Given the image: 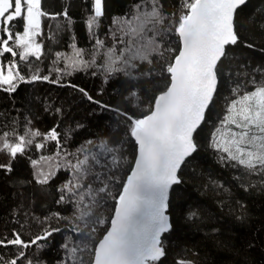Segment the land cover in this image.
<instances>
[{
	"label": "snow or ice",
	"instance_id": "obj_1",
	"mask_svg": "<svg viewBox=\"0 0 264 264\" xmlns=\"http://www.w3.org/2000/svg\"><path fill=\"white\" fill-rule=\"evenodd\" d=\"M246 4L247 0H185V11L169 27L165 25L161 0H134L130 13L113 18L108 31L119 45V53L115 46L107 49V60L101 65L107 74L123 71L135 79L131 70L137 67L136 61L151 63L153 54L162 53L163 34L174 33L179 46L170 50L175 55L165 69L169 85L155 98L152 110L141 118L124 114L130 121L129 134L137 146V155L116 197L110 230L94 248L89 247V242L96 232L95 226L103 222L95 210L111 194L104 169L109 167L114 146L107 140L99 143L89 140L76 152H67L61 144L58 126L42 133L31 127V120L25 121L22 133L15 126L0 133V170L11 173L18 158H27L33 180L42 186L50 184L61 170L69 172V177L56 188L55 203L68 205L73 209L74 219L83 225L72 224V218L56 212L53 216L68 220V227H49L29 241L15 230L11 238L0 236V248L19 249L8 260L0 258V264H19L22 260L33 264L25 250L42 247L39 242L62 232L71 234L61 244L66 258L59 264H83L77 253L85 251L94 255L91 264H157L165 257L162 238L173 231L170 195L173 186L183 182L179 175L182 165L199 150L195 134L205 122V113L217 94L227 49L240 43L237 13ZM61 15L68 19L66 10L55 14L45 11L42 0H0V58L6 54L12 58L0 63V91L15 93L21 83L41 80L59 83V76L50 79L49 75H41L38 68L26 78L16 58L25 63L30 57L39 61L44 55V44L37 39L44 35L42 18L55 19ZM103 15L104 0H93L92 12L86 21L93 35ZM257 26L264 30V25ZM71 47L70 55L55 53L53 64L64 60L63 68L54 69L60 75L94 64L96 54L105 45L103 40L95 39L92 61L84 60L82 50L74 43ZM117 64L121 67H116ZM260 71L264 75V69ZM248 83L251 89L242 94L241 83L232 87L235 98L228 102L224 115L214 126L209 147L220 154L222 161L234 162L232 166L242 167L247 175L259 174L264 178V82L252 76ZM88 99L99 107H108L91 96ZM49 142H55L53 154L36 158L30 155L32 150L40 153ZM240 187L248 191L251 185L241 183ZM199 216L198 210H188L189 220ZM175 264H191V261L178 259Z\"/></svg>",
	"mask_w": 264,
	"mask_h": 264
},
{
	"label": "trees",
	"instance_id": "obj_2",
	"mask_svg": "<svg viewBox=\"0 0 264 264\" xmlns=\"http://www.w3.org/2000/svg\"><path fill=\"white\" fill-rule=\"evenodd\" d=\"M133 4L134 0H104V15L99 26L93 29V35L86 25L93 0H42L45 11L55 14L66 10L68 19L62 15L55 19L42 18L44 35L38 41L44 44V55L39 61L30 57L28 63L16 59L26 78L38 68L41 75H49L50 79L59 76V83L41 80L21 83L15 93L0 91V133L13 126L22 133L25 121L31 120V127L42 133L58 126L61 144L67 152H76L89 140L94 143L107 140L114 146L109 167L104 169L111 194L105 196L95 210L103 222L95 226L90 248L95 247L106 231L116 197L134 163L136 144L130 137V121L124 114L141 118L150 112L156 95L169 84L165 69L175 55L170 50L179 46L174 33L163 34L162 53L153 54L151 63L136 61L137 67L131 70L135 79L127 77L123 71L105 73L101 65L107 60V49L115 46L119 53V45L115 44L109 27L113 18L130 13ZM184 4L185 0H161L166 26L170 27L175 17L185 11ZM236 24L240 43L227 49L217 94L205 113V122L195 134L199 150L182 165L179 171L182 184L173 186L170 195L173 231L162 238L166 255L157 264H175L178 259L191 261V264H264V178L259 174L247 175L242 167H233L234 162L222 161L220 154L209 147L214 126L224 115L228 102L235 98L232 87L241 83L242 94L251 89L250 77L264 82L260 71L264 69V30L257 26L264 25V0H247L238 10ZM96 38L103 40L105 47L96 54L94 64L71 74L60 75L54 70L64 67V60L53 64L55 53L72 54L73 43L82 50L84 60L92 61ZM247 44L253 47H246ZM0 59L6 63L12 58L6 54ZM49 69L53 70L49 72ZM88 96L108 107H99L90 102ZM54 151L55 142H49L40 153L32 150L30 155L36 158ZM44 167L47 170V165ZM32 171L28 159L23 157L14 162L11 173L0 170V236L11 238L15 230L29 241L49 227H68V220L53 216L56 212L72 218V224L83 226L74 219L73 209L55 203L56 188L69 177V172L61 170L50 184L42 186L35 183ZM241 183L251 187L244 191ZM189 209L198 210L200 216L189 220ZM70 234L58 233L46 242H39L42 247L25 250L28 259H32L33 264H37V260L39 264H59L66 258L61 244ZM18 251L15 247L0 248V258L8 260ZM77 255L82 257L83 264H90L93 258L91 251ZM19 264H27V261Z\"/></svg>",
	"mask_w": 264,
	"mask_h": 264
},
{
	"label": "water",
	"instance_id": "obj_3",
	"mask_svg": "<svg viewBox=\"0 0 264 264\" xmlns=\"http://www.w3.org/2000/svg\"><path fill=\"white\" fill-rule=\"evenodd\" d=\"M169 85V84H168ZM168 87V86H167ZM167 87L163 90V91H165L166 89H167ZM163 91H161V92H159L157 95H156V97L158 96V95H160ZM155 97V98H156ZM154 102H155V99H154V101H153V104H152V108L154 107ZM152 110V109H151ZM150 110V111H151ZM147 115V114H146ZM136 155H137V146H136V154H135V157H136ZM134 161H135V158H134ZM134 166V163H133V165H132V167ZM129 174H130V172H129ZM128 174V175H129ZM126 179H127V177H126ZM126 182V181H125ZM113 215H114V212H113ZM113 215H112V217H113ZM111 217V218H112ZM111 221V220H110ZM108 230H110V222H109V225H108V227H107V229H106V231L104 232V234L101 236V238L99 239V240H101L102 238H103V236L106 234V232L108 231ZM99 240H98V242H99ZM97 242V243H98ZM94 259V255H93V258H92V260ZM92 262V261H91ZM91 264V263H90Z\"/></svg>",
	"mask_w": 264,
	"mask_h": 264
},
{
	"label": "rangeland",
	"instance_id": "obj_4",
	"mask_svg": "<svg viewBox=\"0 0 264 264\" xmlns=\"http://www.w3.org/2000/svg\"><path fill=\"white\" fill-rule=\"evenodd\" d=\"M37 39H38V38H37ZM38 42H39V41H38ZM0 63H2V62H1V59H0Z\"/></svg>",
	"mask_w": 264,
	"mask_h": 264
}]
</instances>
